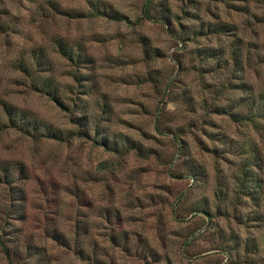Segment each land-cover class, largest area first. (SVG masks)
I'll use <instances>...</instances> for the list:
<instances>
[{
    "label": "rangeland",
    "instance_id": "1",
    "mask_svg": "<svg viewBox=\"0 0 264 264\" xmlns=\"http://www.w3.org/2000/svg\"><path fill=\"white\" fill-rule=\"evenodd\" d=\"M47 1L0 0V164L18 167L0 182V264H264V0H152L167 24L147 0H99L121 20ZM38 48L62 104L16 65L35 71ZM2 102L60 138L10 126ZM254 145L260 207L237 197Z\"/></svg>",
    "mask_w": 264,
    "mask_h": 264
},
{
    "label": "trees",
    "instance_id": "2",
    "mask_svg": "<svg viewBox=\"0 0 264 264\" xmlns=\"http://www.w3.org/2000/svg\"><path fill=\"white\" fill-rule=\"evenodd\" d=\"M151 1L152 0H147L145 4L142 7V15L145 19H152V18H157L158 20H161L162 22H165L166 24L170 22V15L168 14V8L163 6V2L161 1L160 4V11L157 17H153L154 14L151 11ZM48 5L57 13L63 14V15H69L71 17H79V13H74L72 14L71 12L62 9L58 3L55 1L48 0ZM101 2L99 0H89V5L91 8V12L93 15H100V16H105L110 19H115V20H121L123 17L122 15L111 8H108L104 3L100 4ZM162 3V4H161ZM225 30V29H223ZM53 43L55 45L56 51L62 55L63 57H66L69 61L73 63H77L78 61H81V57H85L81 51L78 49H74L71 46L67 45L65 41H63L61 38H54ZM239 45H235L232 48L231 51V59L233 61V65L236 66L235 70L236 71H241L243 68V57L238 50ZM145 53L148 54V50L145 49ZM33 60H34V66L36 67L35 71L32 69V63H26V61L18 60L16 65L17 67L23 71L27 76L32 77L31 80V86L33 89L44 92L48 96L51 97L52 100L55 102L62 104V101L56 91L55 85L52 82L50 78H46L44 80H38L37 77H35L36 71H38L39 67L41 65H44L45 62V57L46 53L42 48H38L36 50H33ZM210 57L206 58H215L211 57L212 55H209ZM247 59V57H246ZM73 78L76 80V74H72ZM242 100H248V97H241L240 101ZM240 105L243 104L242 102L239 103ZM2 107L3 110L7 114L8 122L10 126L12 127H17L22 129L23 131L29 132L32 136L36 135H44L47 137H52V138H60V133L55 130H51L47 125L40 123L37 121L35 118H29L25 117L24 114H22L20 111H16L14 107L9 105L6 102H2ZM222 110V109H221ZM259 112V108L255 109ZM224 112V111H220ZM247 111L245 115H241L239 112H231L228 113L230 116L233 117H244L243 119L245 120H253L254 114ZM257 112V113H258ZM256 113V114H257ZM264 114V110L262 112ZM257 116V115H255ZM87 125V123H85ZM102 145L107 146L108 142L106 141V138H102ZM255 144V143H254ZM135 147V146H134ZM259 151L257 150L256 146L254 145L253 148L250 150V154H253L252 156H245L244 159L242 160L240 166V175L238 179V186H237V191H238V198H241L242 196L248 197L254 202V206L260 207L259 205V200L261 198L262 194V179L261 177H258L257 171L254 174L253 170H256L254 168H260L261 164V156L258 153ZM15 169H18L17 166H15ZM15 169L10 170V166L5 165V164H0V182L5 185H10L13 180L15 179L14 177V171ZM257 216V215H256ZM263 246H264V235H263ZM4 250L6 254H9V250L5 245H3ZM258 245L253 242L252 240L250 241H245L244 243V251L247 253H257L258 252Z\"/></svg>",
    "mask_w": 264,
    "mask_h": 264
}]
</instances>
